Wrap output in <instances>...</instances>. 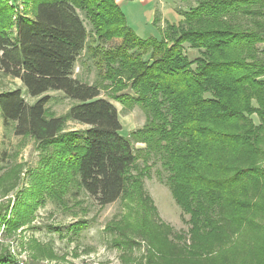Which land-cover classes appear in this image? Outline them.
I'll use <instances>...</instances> for the list:
<instances>
[{
    "label": "trees",
    "instance_id": "1",
    "mask_svg": "<svg viewBox=\"0 0 264 264\" xmlns=\"http://www.w3.org/2000/svg\"><path fill=\"white\" fill-rule=\"evenodd\" d=\"M8 1L0 0V78L22 87L0 92V115L40 153L9 218V204L0 203L6 234L31 223L46 195L63 204L77 186L100 207L127 203L129 214L105 228L117 230L115 244L127 251L138 235L145 240V264H264V0H194L162 37L139 36L115 0H23L31 15L13 14ZM79 11L98 41L118 40L96 43L104 72L95 84L72 75L88 35ZM185 48L199 55L190 60ZM22 90L37 99L26 101ZM101 90L123 108L139 106L144 124L122 134ZM50 91L74 101L64 115L47 109ZM67 119L86 128L63 132ZM157 163L155 173L188 215L189 244L154 221L144 178ZM15 169L0 176V194L14 188ZM86 226L79 219L70 231ZM2 248L0 264H16ZM167 249L178 263L165 258Z\"/></svg>",
    "mask_w": 264,
    "mask_h": 264
},
{
    "label": "rangeland",
    "instance_id": "2",
    "mask_svg": "<svg viewBox=\"0 0 264 264\" xmlns=\"http://www.w3.org/2000/svg\"><path fill=\"white\" fill-rule=\"evenodd\" d=\"M115 1L123 9L128 26L143 37L150 35L162 37L167 23L178 22L180 16L177 12L188 9L194 4V0H128L133 4L122 6L125 1L121 3ZM8 3L14 6L13 14L15 15L19 12L28 15L33 13L32 5L23 0H14V2L9 0ZM79 16L84 22L88 35L86 46L77 57L72 75L82 82L95 84L104 72L103 62L99 61L101 54L96 53L101 48L94 49L96 43H99L102 48H108L117 44L118 40L98 41L90 31L91 26L85 19V15L79 11ZM185 51L190 60L199 55L196 50L185 48ZM18 87H22L19 79L0 78V92ZM23 94L25 100L30 103L37 99L29 97L24 91ZM47 95L50 96V100L46 107L55 116L64 115L74 103L59 91H50ZM109 96L110 90L100 91L99 97L107 99L116 107L122 134L126 135L144 124L145 114L139 106L123 108ZM251 117L255 123L259 122L256 115ZM85 128V125L67 119L63 132ZM135 147H143V144L137 143ZM39 153L40 149L33 139L14 135L11 126H4L0 115V165L12 164L11 168H17L15 170L20 171L14 188L7 195L0 194V203L9 204L7 218L11 216V210L18 194L32 185L33 176L30 170L37 167ZM11 168L5 172L0 171V176L3 177ZM157 168H159L158 163L151 168L148 177L144 178V188L154 205L151 213L154 212L157 215V220L154 221L162 231L168 233L171 230L169 238H173L175 234L184 233L185 242L189 244L188 215L175 203L168 186L155 173ZM165 175L163 173V178ZM63 199L64 203L59 204L46 195L44 203L34 212L32 222L18 228L10 235L6 234L5 227L1 224L0 245L2 249L15 256L17 261H22L23 264H33V262L35 264H145V259L142 258L147 253L145 240H139L138 235V245L132 248V251H127L115 244V241L120 239L117 230L105 228L108 225L115 228V222L129 214L125 201L117 200L100 207L94 197L78 189L77 186L70 188ZM133 204L139 206L135 202ZM144 218L146 220V216ZM79 219L86 220L87 226L79 233L73 234L70 231V225ZM210 244L212 245L213 242L210 241ZM46 254L54 256L46 257ZM130 257L134 261L126 263ZM165 258L170 259L172 263H178V255L171 254L168 249L165 251ZM159 264H165V262L160 260Z\"/></svg>",
    "mask_w": 264,
    "mask_h": 264
},
{
    "label": "crops",
    "instance_id": "3",
    "mask_svg": "<svg viewBox=\"0 0 264 264\" xmlns=\"http://www.w3.org/2000/svg\"><path fill=\"white\" fill-rule=\"evenodd\" d=\"M117 1H119L120 3L121 2H123V1H125V2H123V4H122V6L123 5H128V6H130L131 4H133V2L132 1H128V0H117ZM136 1H138V0H136ZM124 3H126V4H124ZM139 5H141V4H139ZM143 5V4H142ZM139 35V34H138ZM141 36V35H140Z\"/></svg>",
    "mask_w": 264,
    "mask_h": 264
},
{
    "label": "built area",
    "instance_id": "4",
    "mask_svg": "<svg viewBox=\"0 0 264 264\" xmlns=\"http://www.w3.org/2000/svg\"><path fill=\"white\" fill-rule=\"evenodd\" d=\"M16 264H23V262L22 261H20V262L18 261Z\"/></svg>",
    "mask_w": 264,
    "mask_h": 264
}]
</instances>
